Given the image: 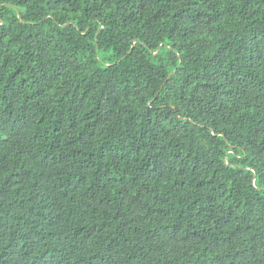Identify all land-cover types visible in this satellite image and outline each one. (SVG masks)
I'll list each match as a JSON object with an SVG mask.
<instances>
[{
    "label": "trees",
    "instance_id": "16d2710c",
    "mask_svg": "<svg viewBox=\"0 0 264 264\" xmlns=\"http://www.w3.org/2000/svg\"><path fill=\"white\" fill-rule=\"evenodd\" d=\"M0 264H264V0H0Z\"/></svg>",
    "mask_w": 264,
    "mask_h": 264
}]
</instances>
